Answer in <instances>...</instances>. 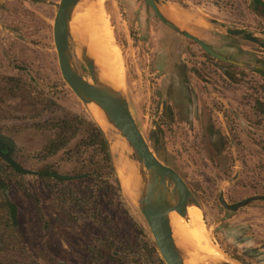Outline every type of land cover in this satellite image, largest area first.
<instances>
[{"label":"rangeland","instance_id":"rangeland-1","mask_svg":"<svg viewBox=\"0 0 264 264\" xmlns=\"http://www.w3.org/2000/svg\"><path fill=\"white\" fill-rule=\"evenodd\" d=\"M103 2L137 126L200 207L188 206L184 222L196 206L208 241L223 258L264 264V113L256 105L264 104V0H157L169 16L242 65L208 55L162 24L143 0ZM58 3L0 0V134L12 141L15 161L30 170L17 180L0 175L3 193L17 208L21 255L39 264H150L143 246V233L153 241L150 230L124 189L99 188L91 173L74 186L80 195L92 187V205L72 209L49 196L36 173L43 167L62 174L103 172L98 149L86 138L92 111L58 67L52 34ZM73 50L70 41L76 69L88 78ZM73 114L81 122L69 137L58 121ZM67 137L48 153L51 141ZM241 201L237 209L223 203ZM106 240L127 244L117 254L107 248L109 256H94L92 248Z\"/></svg>","mask_w":264,"mask_h":264},{"label":"water","instance_id":"water-1","mask_svg":"<svg viewBox=\"0 0 264 264\" xmlns=\"http://www.w3.org/2000/svg\"><path fill=\"white\" fill-rule=\"evenodd\" d=\"M144 1L151 7L161 21L170 27H174L170 21L164 18L156 0ZM78 2L79 0H59L53 18L52 34L60 74L65 83L81 101L86 104L95 103L105 112L110 125L117 129L118 135L123 138L129 150L128 154L137 162L138 166L147 176V187L139 197L135 208L145 219L158 254L164 263L184 264L175 247L171 228L168 223V216L173 210L181 215L185 214L191 192L180 175L172 167L161 162L149 147L131 113L126 90L122 95L114 94L105 87L94 83V62L90 58L83 57V50L85 49L83 42L69 32L71 13ZM228 32L239 34L241 30L230 29ZM183 35L191 37L185 31ZM248 38L254 42L257 41L252 36ZM70 41L73 43V51L76 57L88 72V78L83 77L76 69L71 51H69ZM199 44L208 53L223 58L208 48L205 43L199 42ZM94 121L97 123L95 119ZM97 125L101 128L107 140L114 174L117 177L120 189L123 191L116 166H114L115 158L110 141L102 127L98 123ZM12 148V141L0 134V156H3L10 162L15 169L23 173L30 172L29 169H25L10 158L9 153L12 151ZM175 190L177 191V198H174ZM242 203V201L235 203L232 207H237ZM224 264L239 263L226 259Z\"/></svg>","mask_w":264,"mask_h":264},{"label":"bare ground","instance_id":"bare-ground-1","mask_svg":"<svg viewBox=\"0 0 264 264\" xmlns=\"http://www.w3.org/2000/svg\"><path fill=\"white\" fill-rule=\"evenodd\" d=\"M69 32L83 42V57L94 62V83L114 94L125 93L121 50L112 37L103 0H79L71 13ZM89 109L110 141L122 189L136 206L147 187V176L128 154L123 138L110 125L105 112L95 103H89ZM190 205L195 204L187 207ZM194 207L190 208L194 210L187 223L184 222L185 214L175 210L169 213L168 223L177 251L184 264H224L226 259L208 241L201 213Z\"/></svg>","mask_w":264,"mask_h":264},{"label":"trees","instance_id":"trees-1","mask_svg":"<svg viewBox=\"0 0 264 264\" xmlns=\"http://www.w3.org/2000/svg\"><path fill=\"white\" fill-rule=\"evenodd\" d=\"M257 105L260 108H263V105H261L259 102ZM58 122L60 125L67 126V128L70 130V137L75 134L74 129L78 126L79 122H81V119L78 117V115L73 114L71 117L64 116ZM91 124L92 125L89 135L86 138H88V141L93 147L98 149V154L102 161V175H96L95 172L89 171L87 169L84 171L62 174L47 167H43L36 172L47 187L49 196L55 199L62 206H71L72 209L77 207L86 208V206L92 205L90 201V199L94 198L92 187L88 193L85 195H80L74 186L78 184L76 181L87 178L91 173V178L97 179L98 177L97 180H100L98 181L99 185H97L99 188L104 185L107 189L113 187L116 189V191H120L119 182L112 167L113 164L107 140L97 123L92 120ZM69 137L65 138L63 141H51L49 144L48 153L54 152L64 146ZM9 156L15 163H17L11 152L9 153ZM23 174L25 173L15 169V167L10 162H8L3 156H0V175L7 176L10 179L12 177L16 179L17 176L21 179ZM16 182L19 188H24L22 185V180H18ZM2 185L3 179L0 177V264H39L35 259L33 260L29 257H23L21 255V253L24 254V247L21 245V241L16 234L17 208L15 204L8 200V198L3 193ZM140 231L143 233L141 227ZM111 234L114 235V233ZM105 237L106 239L109 238L108 235ZM143 238V246L146 249V253H148V257L150 258V264H164L162 259L159 257L153 241L144 233ZM126 244L127 243L124 241L120 242L118 240V242L114 241V243H111V241L107 242L106 240V242H102V247L98 246L92 248L91 251L93 252L92 254L94 256L104 258L107 254V248L109 250L112 249L114 253L117 254L118 250L121 248V245L125 249ZM119 245L120 247L117 249ZM107 256H109V254H107Z\"/></svg>","mask_w":264,"mask_h":264},{"label":"flooded vegetation","instance_id":"flooded-vegetation-1","mask_svg":"<svg viewBox=\"0 0 264 264\" xmlns=\"http://www.w3.org/2000/svg\"><path fill=\"white\" fill-rule=\"evenodd\" d=\"M144 1V0H143ZM156 2H157V0H156ZM144 3H145V1H144ZM146 4V3H145ZM150 9H151V7L148 5V4H146ZM159 7V6H158ZM159 9H160V11H161V13H162V15L164 16V18L165 19H167L168 21H170L172 24H173V26L174 27H170V26H168L167 24H165L163 21H161L160 19H159V17L154 13V11H153V13H154V15L159 19V21L162 23V24H164L165 26H167V27H169L170 29H173L174 31H176V32H178V33H180L181 35H183V32L185 31V32H187L191 37H187V36H185V35H183V36H185V37H187V38H189V39H191L192 41H194L195 43H197L199 46H201L200 44H199V42H203V43H205L206 45H207V47L208 48H210V49H212L216 54H218V55H220V56H222L223 58H219V57H216V56H214V55H212V54H210V53H208L204 48H202V47H200V48H202L204 51H205V53H207L208 55H210V56H212V57H214V58H216V59H219V60H222V61H225V62H227V63H230V64H236V65H242L243 63H241V62H238V61H236V60H234V59H232V58H230V57H228V56H226V54H224V53H222V52H219L217 49H215L214 47H211V45L207 42V41H204V40H202V38H199L196 34H194V33H192L190 30H188V29H184V28H181L180 26H178L176 23H175V21H173L171 18H170V16L165 12V9L166 8H164V7H159ZM167 10V9H166ZM178 24H180L179 22H178ZM229 34H233V35H235L234 33H230V32H228ZM239 34H241L242 35V30H241V33H239ZM263 46H264V43H263ZM259 102V101H258ZM258 102H257V104H258ZM261 105H263V108H260L257 104V106H258V108L261 110V112H263L264 113V104L263 103H261V102H259ZM176 171V170H175ZM177 172V171H176ZM181 177V176H180ZM182 178V177H181ZM185 182V181H184ZM187 185V184H186ZM188 187V186H187ZM188 189H189V187H188ZM189 191L191 192V196L188 198V204H195L196 206H198V204H197V202H196V200L194 199V195H193V193H192V191L189 189ZM175 192H176V195H177V191L175 190ZM224 203V205H225V207H226V209H237L238 207H240L241 205H238L237 207H232V205L233 204H227V203H225V202H223ZM199 207V206H198ZM200 208V207H199Z\"/></svg>","mask_w":264,"mask_h":264},{"label":"crops","instance_id":"crops-1","mask_svg":"<svg viewBox=\"0 0 264 264\" xmlns=\"http://www.w3.org/2000/svg\"><path fill=\"white\" fill-rule=\"evenodd\" d=\"M170 18L175 21V23L180 26L181 28H184V29H188V26L186 25V21H184L183 19L179 18L178 16H170ZM177 20L180 22V24H178Z\"/></svg>","mask_w":264,"mask_h":264}]
</instances>
